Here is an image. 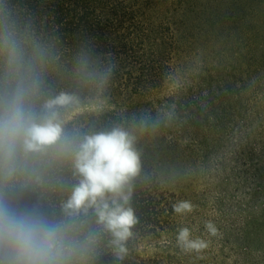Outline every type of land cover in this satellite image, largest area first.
Returning <instances> with one entry per match:
<instances>
[{"label":"trees","instance_id":"16d2710c","mask_svg":"<svg viewBox=\"0 0 264 264\" xmlns=\"http://www.w3.org/2000/svg\"><path fill=\"white\" fill-rule=\"evenodd\" d=\"M158 5L156 0H0V33L6 28L14 31L27 54L42 59L45 65L41 93L33 101L36 111L40 112L47 99L63 92L78 99V103L58 109L67 136L82 138L113 127L123 128L120 115L113 112H82L71 121L68 113L92 100L93 95L114 94L123 83L138 88L161 85L174 46L170 23L178 24L172 16L162 20L153 14L140 15V8L154 13ZM253 20L252 50H258L264 18ZM123 61H131L137 72L121 71L118 65ZM252 71L264 75V55L252 58ZM257 87L261 88L260 84ZM4 91L0 85V95ZM226 96L223 93L221 97ZM263 99L257 94L252 101V117L249 121L242 117L238 130L241 155L252 153V205L264 198ZM219 100L221 110H227L229 102ZM241 160L247 168L248 161ZM140 162L139 174L123 190L128 197L125 207L133 209L137 222L119 245L97 223L94 208L74 214L62 207L79 177L73 173L71 159L57 149L18 152L15 172L9 175L0 170V206L20 218L64 226L66 264H165L155 254L143 256L141 249L143 244L158 245L165 235H171L177 202L162 187L153 168L141 158ZM106 199L123 203L113 194ZM260 211L264 212V207H252V264H264V214ZM169 239L163 241H168V246L173 240ZM258 240L260 244L255 247ZM121 246L123 252H119Z\"/></svg>","mask_w":264,"mask_h":264},{"label":"rangeland","instance_id":"374dc122","mask_svg":"<svg viewBox=\"0 0 264 264\" xmlns=\"http://www.w3.org/2000/svg\"><path fill=\"white\" fill-rule=\"evenodd\" d=\"M156 2L154 13L140 8V15L172 16L178 24L170 23L174 46L161 85L123 83L112 95H93L70 109L68 120L82 112L120 115L162 187L177 203L193 204L192 212L175 213L171 235L162 239L170 236L172 244H143V256L155 254L165 264H252V207H264V198L252 205V153L241 155L238 130L242 117H252L257 94L264 96V75L252 71V58L264 55V32L258 50H252L253 18H264V0ZM118 67L137 72L131 61ZM219 99L229 102L227 110H221ZM207 222L216 228L215 235ZM185 227L190 240H203L207 247L196 251L178 243Z\"/></svg>","mask_w":264,"mask_h":264},{"label":"clouds","instance_id":"9594fccd","mask_svg":"<svg viewBox=\"0 0 264 264\" xmlns=\"http://www.w3.org/2000/svg\"><path fill=\"white\" fill-rule=\"evenodd\" d=\"M0 170L15 172L18 152L42 153L57 149L71 159L74 175L79 177L62 207L79 214L94 208L97 223L114 237V243L131 235L136 217L125 207L128 197L124 188L141 169L135 137L122 127L72 138L65 134L64 120L58 109L78 103L76 96L60 93L47 99L37 112L33 101L39 97L45 65L42 59L29 56L22 42L11 29L0 33ZM108 194L119 196L123 203ZM176 213H190L193 204L181 200L174 206ZM208 231L217 230L211 222ZM65 228L42 220L15 216L0 206V264H66ZM190 230L182 228L177 241L186 249L199 251L207 247L203 240H190ZM121 246L119 252H123Z\"/></svg>","mask_w":264,"mask_h":264}]
</instances>
